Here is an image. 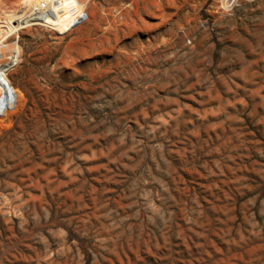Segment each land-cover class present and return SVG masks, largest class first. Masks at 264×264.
I'll return each instance as SVG.
<instances>
[{"label": "rangeland", "instance_id": "rangeland-1", "mask_svg": "<svg viewBox=\"0 0 264 264\" xmlns=\"http://www.w3.org/2000/svg\"><path fill=\"white\" fill-rule=\"evenodd\" d=\"M36 1L0 0V264H264V0L10 34Z\"/></svg>", "mask_w": 264, "mask_h": 264}, {"label": "built area", "instance_id": "built-area-1", "mask_svg": "<svg viewBox=\"0 0 264 264\" xmlns=\"http://www.w3.org/2000/svg\"><path fill=\"white\" fill-rule=\"evenodd\" d=\"M90 0H37L35 11L44 14V18H38L35 22L48 25L46 17L58 16L64 24L71 29L83 23L87 18V6Z\"/></svg>", "mask_w": 264, "mask_h": 264}, {"label": "bare ground", "instance_id": "bare-ground-1", "mask_svg": "<svg viewBox=\"0 0 264 264\" xmlns=\"http://www.w3.org/2000/svg\"><path fill=\"white\" fill-rule=\"evenodd\" d=\"M37 15H31V16H29L28 18H25V17H27L28 15H26V16H24L23 18L24 19H21V17H19L20 18V20H17V24L15 25H13L12 26V28L10 29L11 31H9V33L10 32H12V31H14L15 30V28L16 27H18V26H20V27H24V25H26V24H23V25H19V23H24V22H27L28 20H32L33 21V23H36L35 21L39 18H44L45 17V15L44 14H41V12L40 11H37V13H36ZM11 18V17H10ZM18 18V17H17ZM7 19V20H6ZM6 19H4V21L6 20V25L8 24V23H10V22H14V20L15 19H9V18H6ZM9 19V20H8ZM1 21H3V20H1ZM0 21V22H1ZM45 22H47V23H49V24H51L52 26H55V27H57L58 29H59V31H67L68 30V27L64 24V22H62V20L60 19V17H58V16H50V17H46L45 18ZM3 24V23H2ZM11 24H9V26H10ZM8 30V29H7ZM18 30V29H17ZM16 33V32H15ZM14 33V34H15ZM8 34V33H7ZM11 34V33H10ZM6 35V34H5ZM5 37V36H4ZM10 41V40H9ZM9 47V46H8ZM7 47V48H8ZM14 49H12V51H13ZM11 58V57H10ZM6 71V70H5ZM1 74H3V73H1ZM5 75V74H4ZM1 90H2V86H0V92H1ZM12 101V100H11ZM0 105H2V103L0 104ZM8 108H10V107H8V106H6V105H2V111L3 112H5L6 113V111L8 110ZM8 115V114H7ZM24 127V126H23Z\"/></svg>", "mask_w": 264, "mask_h": 264}]
</instances>
